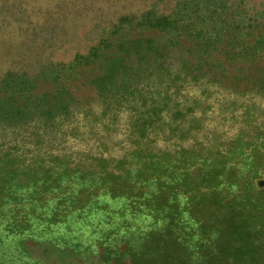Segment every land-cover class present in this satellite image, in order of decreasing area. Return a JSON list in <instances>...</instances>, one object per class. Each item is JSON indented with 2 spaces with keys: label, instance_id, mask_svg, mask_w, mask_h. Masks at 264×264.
I'll return each instance as SVG.
<instances>
[{
  "label": "rangeland",
  "instance_id": "1",
  "mask_svg": "<svg viewBox=\"0 0 264 264\" xmlns=\"http://www.w3.org/2000/svg\"><path fill=\"white\" fill-rule=\"evenodd\" d=\"M204 4L233 20L242 12L254 34L255 27L263 26L264 0H0V80L7 73H26L35 96L55 87L64 90L74 107L66 122L81 126L79 133L60 141L49 138L39 157L27 152L24 175L0 178V264H137L142 257L155 261L162 252L155 248L162 246L151 244L152 233L163 232L177 214L174 203V209L163 206V214L156 217L161 185L182 189V182L200 179L219 148L218 136L207 133L205 119L198 116L213 111V119L206 122L225 130L231 123L220 125V114L239 106L236 124L242 130L253 124L246 101H264L258 74L240 76L235 84L236 69L226 65L221 50L206 62L199 61L184 34L175 33L177 44H167L166 29L189 22ZM142 54L159 70L182 68L197 94L203 89L204 96L213 94L210 110L205 105L196 110L199 120L190 135H170L161 123L160 128L150 127L145 138H137V118L130 110L114 123L102 116L105 93L99 94L97 86L105 68L120 60L125 70L137 71ZM209 79L223 84L206 86ZM238 146L228 156L241 162L234 170L228 168L238 182L217 187L225 195L228 190L230 196L236 194L238 186L264 188V158L245 159ZM52 155H66L68 165L60 158L52 162ZM100 155L109 160L106 168L91 157ZM251 159L254 167L249 166ZM110 171L128 175L125 191L109 190ZM142 175L148 179L140 189ZM222 180L219 176L215 182ZM176 202L182 209L183 194ZM184 219L191 223L187 214ZM216 237L214 232L212 239ZM206 248L213 251V246L198 247L193 260L202 261Z\"/></svg>",
  "mask_w": 264,
  "mask_h": 264
},
{
  "label": "trees",
  "instance_id": "2",
  "mask_svg": "<svg viewBox=\"0 0 264 264\" xmlns=\"http://www.w3.org/2000/svg\"><path fill=\"white\" fill-rule=\"evenodd\" d=\"M212 11L204 4L194 17L190 14L192 19L189 22H182L181 25L176 23L175 28H167V44L176 45L178 41L175 33L184 34L186 41L194 46L199 61L206 62L212 52L221 50V57H226V65L236 69L233 76L235 84L240 81V76L254 71L260 79L259 91L264 94V57L260 55L264 53V23L262 27H255L254 34L249 30L252 25L245 21L242 12L234 15L233 20ZM250 35H254V38L250 39ZM139 56L141 64H137V71L125 70L120 60L111 61L109 70L105 68L97 86L99 94L105 93L102 94V116L109 123H114L121 119L125 111L130 110L132 116L137 118V138L142 139L150 127L160 128L161 123L167 126L170 135L177 132L179 137L190 135L192 126L200 117L205 119L203 129L214 137L218 136L219 148L214 154L216 158L213 165L206 166L200 179L182 182V189H176L174 185H161L155 199L156 217L163 214V206L175 208L174 203L177 205V214L172 216L163 232L152 233L151 244L162 246L155 248V251L162 250L155 261H147L142 257L137 264H264V188L238 186L237 193L231 196L228 194L231 190L226 195L222 190H217L223 182L228 187L238 182L234 173L228 170H234L241 164L236 157L228 160V156L234 152L230 151L233 147L239 145L245 159L264 158V101L249 103V100H244V106L253 121L249 128L241 130L236 124L239 106L230 110L229 114H220V125L226 124V120L231 123L225 130L221 126H210L211 122L206 120L213 119V111H210L211 114L206 111V114L198 117L195 113L203 105L210 110L213 94L204 96L207 89L197 94L190 87L189 74L182 68L176 70L165 67L159 70L151 64V59L146 61L144 54ZM209 82L223 84V81L209 79L206 86ZM33 86L26 73H7L0 80V93H4L0 95V178L17 179L24 175L27 152L34 151L33 154L39 157L49 138L55 142L70 137L73 132L79 133L80 125L70 127L66 122L74 108L70 102L71 96L57 87L52 92L35 96L32 93ZM159 135L157 133L156 137ZM137 149L142 151L144 148L138 146ZM60 156L50 157L51 160L54 157L52 162L60 158L61 164L68 165L66 155ZM91 157L101 168L109 164V160L102 155ZM207 158V155H203L204 164ZM249 166L254 167L252 159ZM107 175L111 192L125 191L128 175L111 171ZM219 176H223V180L215 182ZM141 179L140 189L148 176L142 175ZM180 194H183L185 201L182 209L176 202ZM186 214L191 223L185 221ZM214 232L217 237L212 239ZM201 246H213V251L204 249L203 260L194 261L192 253Z\"/></svg>",
  "mask_w": 264,
  "mask_h": 264
}]
</instances>
